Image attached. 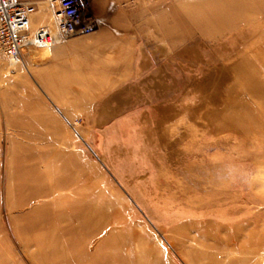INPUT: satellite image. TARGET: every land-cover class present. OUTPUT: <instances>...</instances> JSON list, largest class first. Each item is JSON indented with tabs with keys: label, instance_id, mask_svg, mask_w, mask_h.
Here are the masks:
<instances>
[{
	"label": "rangeland",
	"instance_id": "rangeland-1",
	"mask_svg": "<svg viewBox=\"0 0 264 264\" xmlns=\"http://www.w3.org/2000/svg\"><path fill=\"white\" fill-rule=\"evenodd\" d=\"M85 12L0 56V264H264V0Z\"/></svg>",
	"mask_w": 264,
	"mask_h": 264
},
{
	"label": "built area",
	"instance_id": "built-area-1",
	"mask_svg": "<svg viewBox=\"0 0 264 264\" xmlns=\"http://www.w3.org/2000/svg\"><path fill=\"white\" fill-rule=\"evenodd\" d=\"M52 26L31 29L37 5L32 1L0 0V56L18 61L22 51L49 49L68 38L91 34L98 21L86 13V0H45Z\"/></svg>",
	"mask_w": 264,
	"mask_h": 264
},
{
	"label": "bare ground",
	"instance_id": "bare-ground-1",
	"mask_svg": "<svg viewBox=\"0 0 264 264\" xmlns=\"http://www.w3.org/2000/svg\"><path fill=\"white\" fill-rule=\"evenodd\" d=\"M208 17L210 18V20L208 19ZM213 17H214V13H210L209 12V14L206 16V18L205 17H203V20L205 21V22H209V23H211L212 22V19H213ZM200 26V25H199ZM36 50V49H35ZM41 52H39L40 53V55H41V57H48V55L50 54V53H52V48H49V49H44V50H40ZM56 51V50H55ZM34 52V51H33ZM39 57V56H38ZM40 59V58H39ZM18 63V61H11L10 62V64L13 66L14 64H17ZM27 184V183H26ZM26 184H24L25 186H26ZM28 186V185H27ZM37 195H33L32 196V200H34V198L36 197ZM37 238V241L39 240H41V242L42 241H44V239H43V237H39V236H37L36 237ZM46 238V237H45ZM48 240H50V242L48 241ZM47 241V244L49 245V243H54V241H52V238L50 237L49 239H48Z\"/></svg>",
	"mask_w": 264,
	"mask_h": 264
},
{
	"label": "crops",
	"instance_id": "crops-1",
	"mask_svg": "<svg viewBox=\"0 0 264 264\" xmlns=\"http://www.w3.org/2000/svg\"><path fill=\"white\" fill-rule=\"evenodd\" d=\"M86 1H87V8L89 10H91L93 7H98L99 6V0H86ZM92 5H93V7H92Z\"/></svg>",
	"mask_w": 264,
	"mask_h": 264
}]
</instances>
